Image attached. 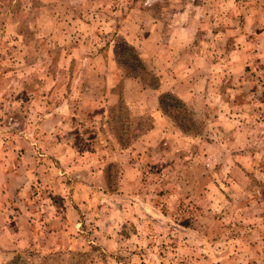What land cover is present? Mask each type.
Listing matches in <instances>:
<instances>
[{"label":"rangeland","instance_id":"obj_1","mask_svg":"<svg viewBox=\"0 0 264 264\" xmlns=\"http://www.w3.org/2000/svg\"><path fill=\"white\" fill-rule=\"evenodd\" d=\"M0 196V264H264V0H0Z\"/></svg>","mask_w":264,"mask_h":264},{"label":"crops","instance_id":"obj_2","mask_svg":"<svg viewBox=\"0 0 264 264\" xmlns=\"http://www.w3.org/2000/svg\"><path fill=\"white\" fill-rule=\"evenodd\" d=\"M179 14H187V11H184V9L183 10H180L179 11ZM193 22H195V26H193V24H192V22H190V21H188V20H186V22H184L185 24L184 25H182V27H181V31L183 32L182 34H181V38H182V41L184 42V44L186 43V40H184L183 39V37H184V35H186L187 33L188 34H194V33H196L195 32V27L197 28V27H200L201 26V20H197L196 21V18H195V20H193ZM155 26V25H154ZM153 33H156V32H153ZM12 189H13V187L11 186V185H8V186H5V192L7 193V194H10L11 192H12ZM16 191V190H15ZM16 194L17 195H20V193L18 192V191H16ZM0 199L1 200H5L6 198H2L1 196H0ZM8 201V200H7ZM2 203V202H1ZM0 203V204H1ZM11 205L9 204V203H4L3 205H2V207L0 208V220L3 222V224H6L7 223V219H8V221H9V223H11L12 225L13 224H16V219H19V217H21V212H19V215H17V214H14V215H12L11 216V214H10V212H8L9 210H11ZM12 218V219H11ZM3 230L5 231V232H8L9 233V231H10V229H9V227H5V225H4V228H3ZM15 233V232H14Z\"/></svg>","mask_w":264,"mask_h":264},{"label":"trees","instance_id":"obj_3","mask_svg":"<svg viewBox=\"0 0 264 264\" xmlns=\"http://www.w3.org/2000/svg\"><path fill=\"white\" fill-rule=\"evenodd\" d=\"M124 49L126 51H128L130 55H132L134 57V60H138V57L136 56L134 49L131 46L125 45ZM173 102L176 105H180L178 107L184 108V103L181 100H179L178 98H176L172 95H169V94H166V95L164 94L161 96L160 106H161V108L165 114L174 116L173 113L169 110L170 107H173V106H171L173 104Z\"/></svg>","mask_w":264,"mask_h":264}]
</instances>
